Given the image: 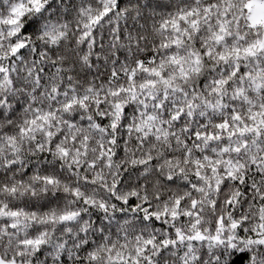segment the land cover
Returning a JSON list of instances; mask_svg holds the SVG:
<instances>
[{
  "label": "clouds",
  "instance_id": "9594fccd",
  "mask_svg": "<svg viewBox=\"0 0 264 264\" xmlns=\"http://www.w3.org/2000/svg\"><path fill=\"white\" fill-rule=\"evenodd\" d=\"M0 264H264V0H0Z\"/></svg>",
  "mask_w": 264,
  "mask_h": 264
}]
</instances>
